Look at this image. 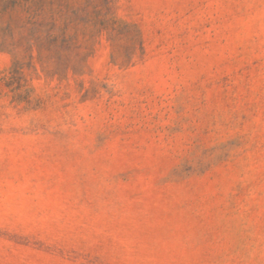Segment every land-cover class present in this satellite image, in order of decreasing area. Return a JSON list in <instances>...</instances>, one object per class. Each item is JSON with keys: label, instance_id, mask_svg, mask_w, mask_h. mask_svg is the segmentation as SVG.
<instances>
[{"label": "rangeland", "instance_id": "374dc122", "mask_svg": "<svg viewBox=\"0 0 264 264\" xmlns=\"http://www.w3.org/2000/svg\"><path fill=\"white\" fill-rule=\"evenodd\" d=\"M0 264H264V0H0Z\"/></svg>", "mask_w": 264, "mask_h": 264}]
</instances>
